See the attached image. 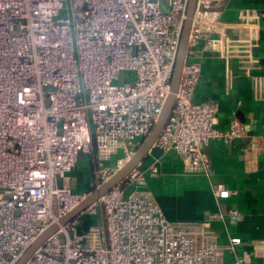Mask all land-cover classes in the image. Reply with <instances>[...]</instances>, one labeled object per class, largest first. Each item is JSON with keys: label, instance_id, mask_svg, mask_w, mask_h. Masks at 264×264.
Returning a JSON list of instances; mask_svg holds the SVG:
<instances>
[{"label": "built area", "instance_id": "obj_1", "mask_svg": "<svg viewBox=\"0 0 264 264\" xmlns=\"http://www.w3.org/2000/svg\"><path fill=\"white\" fill-rule=\"evenodd\" d=\"M221 0H197L189 50L170 118L154 147L174 149L189 172L210 175L205 151L212 140L231 143L250 135L233 118L220 127L217 105L195 101L204 52L237 59L264 101L256 8L242 12L244 37L229 36ZM188 0H0V264H15L24 250L88 193L75 192L71 173L94 150L97 185L135 154L159 119L177 59ZM63 9L65 16H60ZM132 80L116 81L122 71ZM247 151H264V136H250ZM115 156V158H114ZM156 170L155 167H152ZM62 226L25 264H253L264 263V242L240 255V237L221 244L210 219L192 229L169 220L147 189L144 171L129 177ZM96 185V186H97ZM227 198L225 183L213 187ZM228 213L235 217L237 209ZM223 217L222 214L218 215Z\"/></svg>", "mask_w": 264, "mask_h": 264}, {"label": "crops", "instance_id": "obj_2", "mask_svg": "<svg viewBox=\"0 0 264 264\" xmlns=\"http://www.w3.org/2000/svg\"><path fill=\"white\" fill-rule=\"evenodd\" d=\"M218 6L220 23L234 38L247 33L248 26L241 17L245 9L256 8L264 13V0H221ZM254 53L261 65L256 73L264 75V16ZM204 55L194 100L217 105L220 127H227L237 118L246 125L250 135L231 143L210 141L205 148L211 159L210 175L187 171L176 150L163 151L157 147L150 150L140 168L146 175L147 189L169 220L195 229L209 220V215L216 214L217 217L210 219V229L216 233L218 242L227 244L230 237H240L242 243L237 245V252L250 254L256 245L264 242V151L256 155L246 147L252 134L264 136V101L255 99L251 78L241 73L237 59H233L229 70L226 59L217 53L205 51ZM95 170L94 150L82 153L69 180L72 189L89 193L97 185ZM220 182L231 190L229 197L215 196L213 187ZM230 209H237L239 214L231 216ZM231 258L232 254L227 252L223 264H229ZM251 260L253 264H264L261 257H251Z\"/></svg>", "mask_w": 264, "mask_h": 264}, {"label": "water", "instance_id": "obj_3", "mask_svg": "<svg viewBox=\"0 0 264 264\" xmlns=\"http://www.w3.org/2000/svg\"><path fill=\"white\" fill-rule=\"evenodd\" d=\"M197 0H188L186 19L183 26L180 44L177 52V59L170 83V92L164 103L159 119L155 123L149 135L142 141L135 154L127 161V163L118 169L109 179L95 186L74 208L64 214L59 220L50 225L43 233H41L22 253L15 264H25L34 252L43 245L47 239L57 232L62 226L70 221L78 218L91 205L100 201V199L111 189L122 184L130 175V173L145 160L150 150L160 136L162 130L166 126L176 101V93L180 84L182 69L187 61L189 50V36L193 24Z\"/></svg>", "mask_w": 264, "mask_h": 264}, {"label": "rangeland", "instance_id": "obj_4", "mask_svg": "<svg viewBox=\"0 0 264 264\" xmlns=\"http://www.w3.org/2000/svg\"><path fill=\"white\" fill-rule=\"evenodd\" d=\"M67 14V10L66 9H63L61 11V14L60 16H65ZM134 71L130 70V71H122L120 73V78L118 81V83H122L123 81L125 80H132L134 78ZM115 158V156H114ZM86 160H87V157H86ZM97 208H98V214H95V215H91L90 218H86L85 216L81 219V222L84 223L85 225L89 222H94V221H97V222H100V224H102V220H103V207H102V202H98L97 203Z\"/></svg>", "mask_w": 264, "mask_h": 264}]
</instances>
